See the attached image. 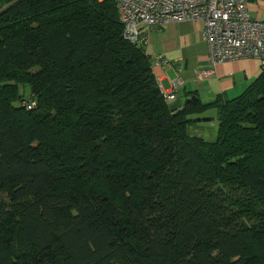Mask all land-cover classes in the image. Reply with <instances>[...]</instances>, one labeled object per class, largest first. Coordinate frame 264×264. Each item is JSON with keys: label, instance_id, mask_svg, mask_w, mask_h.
<instances>
[{"label": "trees", "instance_id": "16d2710c", "mask_svg": "<svg viewBox=\"0 0 264 264\" xmlns=\"http://www.w3.org/2000/svg\"><path fill=\"white\" fill-rule=\"evenodd\" d=\"M123 29L114 0H0V264H264V68L173 108Z\"/></svg>", "mask_w": 264, "mask_h": 264}, {"label": "crops", "instance_id": "0c3cea01", "mask_svg": "<svg viewBox=\"0 0 264 264\" xmlns=\"http://www.w3.org/2000/svg\"><path fill=\"white\" fill-rule=\"evenodd\" d=\"M252 17L264 22V0H248ZM202 20L169 22L152 28L142 27L147 37L146 51L152 60V70L158 83L166 91L173 89V81L181 84L176 97L169 102L181 109L186 103H212L217 99H233L241 95L262 73L260 60L242 58L213 66L209 60V48L204 39ZM156 61L160 63L157 64ZM211 73L200 77L199 71ZM196 96V102L188 98ZM193 120L187 126L191 137L213 142L218 138V109L209 106L190 115Z\"/></svg>", "mask_w": 264, "mask_h": 264}, {"label": "built area", "instance_id": "2783aa9c", "mask_svg": "<svg viewBox=\"0 0 264 264\" xmlns=\"http://www.w3.org/2000/svg\"><path fill=\"white\" fill-rule=\"evenodd\" d=\"M114 1L124 26L123 36L131 42L147 44L143 26L152 28L169 22L202 20L205 26L203 36L213 66L230 60L256 58L264 68V22L252 17L248 0ZM210 73L201 70L199 76ZM180 84V79L173 81L171 91L164 90L159 84L168 102L175 99ZM23 105L31 110L36 102L27 100Z\"/></svg>", "mask_w": 264, "mask_h": 264}, {"label": "rangeland", "instance_id": "374dc122", "mask_svg": "<svg viewBox=\"0 0 264 264\" xmlns=\"http://www.w3.org/2000/svg\"><path fill=\"white\" fill-rule=\"evenodd\" d=\"M20 91L24 94L25 97L31 96V89L28 85L21 84L20 85Z\"/></svg>", "mask_w": 264, "mask_h": 264}, {"label": "water", "instance_id": "95a60500", "mask_svg": "<svg viewBox=\"0 0 264 264\" xmlns=\"http://www.w3.org/2000/svg\"><path fill=\"white\" fill-rule=\"evenodd\" d=\"M197 99L198 98L196 96H191L190 98H188V102H196Z\"/></svg>", "mask_w": 264, "mask_h": 264}]
</instances>
